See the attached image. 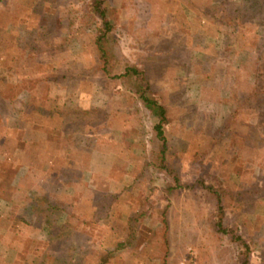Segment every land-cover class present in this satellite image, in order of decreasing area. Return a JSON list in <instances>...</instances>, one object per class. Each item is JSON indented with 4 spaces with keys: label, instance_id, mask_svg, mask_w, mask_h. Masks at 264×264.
Instances as JSON below:
<instances>
[{
    "label": "rangeland",
    "instance_id": "obj_1",
    "mask_svg": "<svg viewBox=\"0 0 264 264\" xmlns=\"http://www.w3.org/2000/svg\"><path fill=\"white\" fill-rule=\"evenodd\" d=\"M89 2L0 0V188L47 173L19 170L32 121L58 127L60 151L41 155L55 174L91 163L67 191L93 199L87 220L62 212V189L33 193L53 206L38 208L42 264H264V0H106L111 74ZM132 65L166 106L163 155L157 118L115 76Z\"/></svg>",
    "mask_w": 264,
    "mask_h": 264
},
{
    "label": "crops",
    "instance_id": "obj_2",
    "mask_svg": "<svg viewBox=\"0 0 264 264\" xmlns=\"http://www.w3.org/2000/svg\"><path fill=\"white\" fill-rule=\"evenodd\" d=\"M30 129L31 137L37 141L31 145V156H26V160L23 156V159L18 163L19 170L23 174L24 171L29 174L43 161V163L47 162V173H41L42 175L35 177L33 181H19L21 188H14V196L12 194L8 196L0 188V264H42L43 257L41 256L50 252V231L46 226L47 219L44 218L39 224L37 221L39 215L34 213L41 206L42 201L48 200L50 194L42 199L34 197L33 193H37L40 189L54 193L56 189L58 192L62 189V193L56 195L62 201V212L68 218L75 215L87 220L89 216L86 214L84 206L93 202V199H89L86 195L84 197L80 192L73 197L70 192H67L70 189L69 186L75 185L76 181H92V175H90L92 178L87 179V171L91 163L86 165L73 160L67 165H63L64 172L61 175L55 174L52 169V160L41 155L47 152L51 153L59 148L52 138L55 137L54 132L58 131V127H40L32 121ZM59 134H61L60 130ZM40 136H42L41 139H39ZM58 151L60 150L58 149ZM64 164L66 163L64 162ZM74 170L77 175L74 174V177H71V172ZM32 177L34 176L32 175ZM13 184L12 182V187ZM24 184H29L26 186V193L23 189ZM47 207H50L48 203ZM90 208L93 207L90 206L88 209L90 210ZM115 212L116 210L113 212V216L117 215L119 218L120 214Z\"/></svg>",
    "mask_w": 264,
    "mask_h": 264
},
{
    "label": "trees",
    "instance_id": "obj_3",
    "mask_svg": "<svg viewBox=\"0 0 264 264\" xmlns=\"http://www.w3.org/2000/svg\"><path fill=\"white\" fill-rule=\"evenodd\" d=\"M105 2L106 0H90L88 4L89 5L88 11L90 14L97 17L100 23V25L96 28L97 32L95 35V43L98 46L101 57L104 59V65L101 68V70L104 72V74H111L113 65L110 63V61H108V57L106 55L103 46V43L107 40V37L110 36L112 30L111 20L109 19L107 14V10H108L107 4ZM119 74L120 75H115V76L121 78V74H122V76L129 78L128 79L129 81L134 82L133 84L135 87L134 92L138 95L139 100L142 102L143 106L147 109L149 114L157 118L158 121L154 125V131L162 141L161 154L163 155L166 149V140L163 135V124L167 121L166 106L153 96L154 94L150 91L149 85L147 83L144 84L145 77L142 76V72L138 70L134 65L125 66L124 70ZM159 159L162 160L161 163L164 162L163 157ZM159 168L167 169V166H165V164L162 163ZM174 178L176 180L175 176ZM45 203H49V201L45 200ZM47 208L44 207L43 210ZM39 210L40 209H38L36 212L34 211V213L40 214ZM131 220H135L134 217L128 218V224L130 223ZM132 236L133 235L130 233L129 235H127L125 240L118 242L116 246L125 247V248L131 246L133 244ZM242 264H246V263L243 261Z\"/></svg>",
    "mask_w": 264,
    "mask_h": 264
},
{
    "label": "built area",
    "instance_id": "obj_4",
    "mask_svg": "<svg viewBox=\"0 0 264 264\" xmlns=\"http://www.w3.org/2000/svg\"><path fill=\"white\" fill-rule=\"evenodd\" d=\"M189 264H196L195 262H190Z\"/></svg>",
    "mask_w": 264,
    "mask_h": 264
}]
</instances>
